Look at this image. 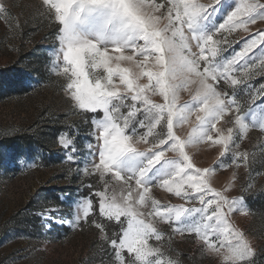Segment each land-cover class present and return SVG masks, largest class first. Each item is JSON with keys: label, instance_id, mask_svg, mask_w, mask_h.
Masks as SVG:
<instances>
[{"label": "snow or ice", "instance_id": "1", "mask_svg": "<svg viewBox=\"0 0 264 264\" xmlns=\"http://www.w3.org/2000/svg\"><path fill=\"white\" fill-rule=\"evenodd\" d=\"M41 8L57 25L51 71L65 77V95L76 108L97 115L92 121L95 143L85 144L86 157L68 134L57 137L66 159L77 165L83 162L84 174L98 175L104 185L96 192L92 185H85L87 195L77 189L78 198L70 205L74 210L68 213L71 223L90 220L97 206L93 198L98 200L100 216L119 228L109 233L108 225L92 220L111 250V264H180L178 259L166 258L161 246L165 237L157 222L167 223L173 232L195 235L202 251L218 258L220 264H254L251 241L229 219L230 213L243 207V198L230 199L211 187L215 166L197 167L187 149L193 143L210 142L223 146L222 157L228 155L247 133L253 109L264 105V95L258 100L254 96L253 108L241 114L237 101L238 95L251 91L257 68L264 78V31L251 34L231 56L223 55L221 41L214 39L237 29L247 32L249 23L264 20V3L41 0ZM164 8L166 12L161 11ZM192 41L198 53L192 52ZM150 58L155 71L145 70ZM122 62L132 68L122 67ZM144 77L147 83L141 82ZM190 85L196 86L194 91ZM225 86L231 88V95L222 90ZM182 91L190 93L183 103ZM259 92L264 93V85ZM155 96L162 102H156ZM233 109V127L225 134L216 123ZM193 114L196 122L191 132L186 137L178 135L177 127L189 123ZM251 123L264 131V108L259 120ZM141 143L150 147L141 150L137 147ZM168 152L174 155L167 156ZM248 156L247 152L232 153L233 160L245 166ZM23 159L8 151L0 154V165H15ZM107 176L121 184L119 196L115 191L108 194ZM153 186L185 201L197 200L199 207L162 204L151 195ZM66 199L57 196L37 213L47 231L65 222L62 205Z\"/></svg>", "mask_w": 264, "mask_h": 264}, {"label": "rangeland", "instance_id": "2", "mask_svg": "<svg viewBox=\"0 0 264 264\" xmlns=\"http://www.w3.org/2000/svg\"><path fill=\"white\" fill-rule=\"evenodd\" d=\"M199 2L209 4L212 0ZM0 4L4 8L0 11V154L13 151L24 157L18 164L0 165V264H111V250L92 220L108 225L109 233L119 231L116 224L109 223L94 209L90 220L75 226L68 215L74 210L70 205L78 198V188L87 195L85 185H92L93 192L101 191L103 181L98 175L84 174L83 162L70 163L57 139L61 133L68 134L86 157L85 144L95 143L92 121L97 115L76 108L65 95V77L51 71L57 25L41 8V0H0ZM161 11L166 12V8ZM247 27V32L237 29L214 37L221 41L223 55L240 51L251 34L264 31V20L249 23ZM191 45L192 52L198 53L194 41ZM256 56L258 65L259 53ZM121 66L132 68L127 62ZM145 70H156L151 58ZM141 82L147 83V78ZM261 85L264 78L257 68L250 83L251 91L245 90L237 96L241 114L253 108L254 96L258 100L264 95L259 92ZM190 87L194 91L196 86ZM222 90L231 95V88L225 86ZM152 98L162 102L159 96ZM189 99L188 91L180 93L181 103ZM262 108L264 105L253 109L247 133L237 139L238 147L233 145L228 155L222 157L223 146L210 142L193 143L187 149L197 167L215 166L211 187L224 191L230 199L243 198V207L230 213L229 219L251 241L255 249L254 264H264V131L251 121L259 120ZM235 114L234 109L226 113L216 127L227 134V129L233 127ZM195 122L193 114L189 123L177 127V134L186 137ZM212 135L216 138L215 131ZM137 147L145 150L150 145L141 143ZM237 151L249 154L247 166L243 161L233 160L232 153ZM105 179L110 185L108 194L111 196L115 191L119 196L121 184L112 181L111 176ZM151 195L162 204L199 207V201H185L159 186L152 187ZM57 196L67 198L62 205L65 222L53 224L52 230L47 231L37 213ZM93 201L98 205V200L93 198ZM157 227L164 233L161 246L166 258L171 256L180 264H220L218 258L202 251L195 235L173 232L163 222H157Z\"/></svg>", "mask_w": 264, "mask_h": 264}, {"label": "trees", "instance_id": "3", "mask_svg": "<svg viewBox=\"0 0 264 264\" xmlns=\"http://www.w3.org/2000/svg\"><path fill=\"white\" fill-rule=\"evenodd\" d=\"M94 205H97V203L94 202ZM94 211H95V212H99L98 205H97L96 207H94Z\"/></svg>", "mask_w": 264, "mask_h": 264}]
</instances>
